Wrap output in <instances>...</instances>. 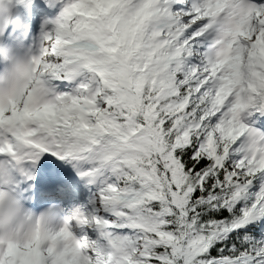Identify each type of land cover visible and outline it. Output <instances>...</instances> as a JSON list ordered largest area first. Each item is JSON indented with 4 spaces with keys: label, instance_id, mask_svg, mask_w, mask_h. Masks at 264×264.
Segmentation results:
<instances>
[{
    "label": "snow or ice",
    "instance_id": "1",
    "mask_svg": "<svg viewBox=\"0 0 264 264\" xmlns=\"http://www.w3.org/2000/svg\"><path fill=\"white\" fill-rule=\"evenodd\" d=\"M206 2L124 0L142 14L145 67L151 65L153 76L144 92L149 113L129 132L141 143L129 144L124 154L98 152L101 140L78 136L70 123L49 129L51 141L36 145L39 160L26 161L18 173L19 191L34 208L63 209L57 234L68 244L49 248L42 264H264V166L252 162L246 132L239 138L224 132L235 72L214 50ZM253 3L260 14L251 39L242 41L240 80L248 125L264 117V88L257 86L262 69L251 51L264 38V0ZM52 7L59 11L45 19L33 61L45 79L77 99L90 80L86 65L84 75L69 78L87 54L81 37L72 35L75 0ZM48 11L36 0L34 14ZM97 103L98 111H113L107 94ZM121 242L125 254L116 252Z\"/></svg>",
    "mask_w": 264,
    "mask_h": 264
},
{
    "label": "clouds",
    "instance_id": "2",
    "mask_svg": "<svg viewBox=\"0 0 264 264\" xmlns=\"http://www.w3.org/2000/svg\"><path fill=\"white\" fill-rule=\"evenodd\" d=\"M71 12L78 22L72 35L81 37L79 43L87 54L79 57L69 78L84 75L86 65L90 80L86 95L73 99L45 79L32 50L0 53L4 61L0 70V264H42L49 248L59 250L68 244L63 234H57L63 209L55 204L36 209L19 191L18 173L25 172L26 161L34 165L39 160L36 145L51 141L49 129L60 121L70 123L78 136L101 140L98 152L124 154L129 144L141 143L129 132L149 113L144 92L153 82L151 65L145 67L149 44L142 14L124 0H75ZM205 12L213 25L218 59L226 60L235 72L237 91L224 132L237 138L246 132L252 162L264 166V130L244 123L246 101L240 86L242 41L251 39L252 20L260 12L253 0H207ZM251 51L262 69L257 86L264 88V38H258ZM101 94L108 95L111 113L97 110ZM116 252H127L122 242Z\"/></svg>",
    "mask_w": 264,
    "mask_h": 264
},
{
    "label": "rangeland",
    "instance_id": "3",
    "mask_svg": "<svg viewBox=\"0 0 264 264\" xmlns=\"http://www.w3.org/2000/svg\"><path fill=\"white\" fill-rule=\"evenodd\" d=\"M257 123V122H256Z\"/></svg>",
    "mask_w": 264,
    "mask_h": 264
}]
</instances>
